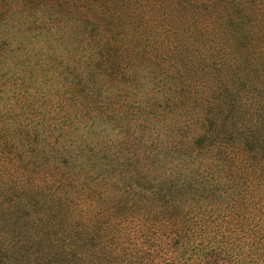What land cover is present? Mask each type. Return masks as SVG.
<instances>
[{"label":"trees","instance_id":"trees-1","mask_svg":"<svg viewBox=\"0 0 264 264\" xmlns=\"http://www.w3.org/2000/svg\"><path fill=\"white\" fill-rule=\"evenodd\" d=\"M0 264H264V0H0Z\"/></svg>","mask_w":264,"mask_h":264}]
</instances>
